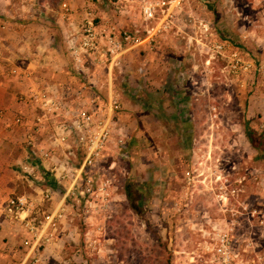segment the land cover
<instances>
[{"label":"rangeland","instance_id":"1","mask_svg":"<svg viewBox=\"0 0 264 264\" xmlns=\"http://www.w3.org/2000/svg\"><path fill=\"white\" fill-rule=\"evenodd\" d=\"M23 1L40 10L44 0ZM183 7L151 50L131 49L110 70L87 59L85 98L105 108L111 93L121 108L102 157L57 206L64 219L36 264H219L224 234L233 264H264V153L247 137L264 138V0ZM189 15L211 23V41L234 45L243 63L210 51ZM84 158L78 151L70 170ZM15 259L6 264H33Z\"/></svg>","mask_w":264,"mask_h":264},{"label":"crops","instance_id":"2","mask_svg":"<svg viewBox=\"0 0 264 264\" xmlns=\"http://www.w3.org/2000/svg\"><path fill=\"white\" fill-rule=\"evenodd\" d=\"M65 4L69 5L71 14L66 13L63 5L50 0L42 1L40 10L27 1L0 0V264L15 263V257L26 261L27 254L21 253L20 246L30 239L4 215L7 202L28 195L39 203L48 188L53 191V200L46 204L47 209L58 208L64 200L63 188L50 172L53 162L30 159L25 139L34 122L42 118L41 129L36 133L39 144L56 150L52 137L63 118L53 113L44 115L40 107L29 100L19 101V97L28 98L45 90L53 97L63 96L65 106L77 104L85 77L74 69L72 46L65 41L81 39L76 33L83 27L85 11L94 12L101 24L109 23L119 29L140 24L134 10L127 8L119 11L97 0H66ZM88 79L95 81L90 75ZM18 115L23 117L24 125L14 123ZM36 164L34 177L24 172L25 165Z\"/></svg>","mask_w":264,"mask_h":264},{"label":"built area","instance_id":"3","mask_svg":"<svg viewBox=\"0 0 264 264\" xmlns=\"http://www.w3.org/2000/svg\"><path fill=\"white\" fill-rule=\"evenodd\" d=\"M99 3H108L115 9L122 11L134 10L138 5L141 23L134 24L132 28L119 29L109 23H97V17L92 11H85L83 17V35L74 43L70 50L73 67L78 73L85 71L87 59L92 63H107L110 69L121 63L122 57L131 49L148 50L154 48L165 33L173 30L178 25L179 17L184 10V0H97ZM64 10L69 11L67 4L63 5ZM189 25L198 31L203 40L208 41L205 46L209 50L219 54L224 59L231 58L232 66L236 68L243 63L238 48L229 42L211 41L214 33L211 23L188 17ZM197 32V33H198ZM229 53V54H228ZM142 71V69H141ZM86 85L83 86L79 101L76 105L65 106L63 96L53 97L48 91L41 90L31 94L28 98L19 97V101L29 100L36 107H40L45 114L53 113L56 117L62 116L63 120L57 124L58 130L52 137L55 149L43 147L39 144L37 132L41 129L42 118L30 127L25 139L29 147V158L38 162H53L50 172L57 179L63 188V198L67 199L77 195L75 184L81 177L84 169L92 167L102 157L104 150L111 138L113 131V118L121 108L118 100L109 94V103L105 108L94 105L97 97L85 98ZM50 93V94H49ZM87 99V101H86ZM91 102V105L88 103ZM18 126L24 125V119L18 115L14 119ZM125 135L119 140V145L125 144ZM126 137V136H125ZM80 150L84 151L85 158L79 167H73L72 157ZM34 162V161H33ZM38 165H25L24 172L29 176L36 175L35 169ZM191 173L188 172V180H191ZM73 179L70 181V177ZM91 183V179L88 181ZM71 183V185H70ZM82 194V193H80ZM43 201L37 203L28 195H21L11 198L5 205L4 215L13 221L19 228L30 236L25 239L23 245L28 249L26 261L33 264L39 262L37 257L40 249H46L56 239L60 222L64 219L65 210L62 206L54 210L47 209V203L53 200L51 188L43 194ZM219 245L215 250L219 264H233V255L230 247L228 234L220 236Z\"/></svg>","mask_w":264,"mask_h":264},{"label":"trees","instance_id":"4","mask_svg":"<svg viewBox=\"0 0 264 264\" xmlns=\"http://www.w3.org/2000/svg\"><path fill=\"white\" fill-rule=\"evenodd\" d=\"M247 137L254 148L264 153V138L259 135L255 130H250Z\"/></svg>","mask_w":264,"mask_h":264}]
</instances>
